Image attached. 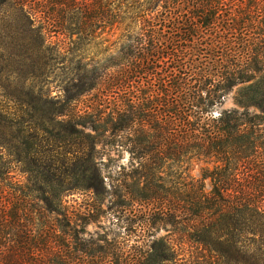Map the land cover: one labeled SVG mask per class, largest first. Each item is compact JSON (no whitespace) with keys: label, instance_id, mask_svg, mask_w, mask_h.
Instances as JSON below:
<instances>
[{"label":"trees","instance_id":"trees-1","mask_svg":"<svg viewBox=\"0 0 264 264\" xmlns=\"http://www.w3.org/2000/svg\"><path fill=\"white\" fill-rule=\"evenodd\" d=\"M129 1L140 2L0 0V23L20 27L44 48L60 37L62 60L72 62L80 47L123 24ZM158 1L128 9L139 11L135 21L147 24L148 35L120 51L126 64L85 70L65 81L57 100L40 94L26 105L0 101V154L6 150L10 164L28 176L25 187H10L9 169L0 172V264L132 262L100 240H83L87 219L66 201L70 193L104 190L98 148L112 143L130 150L132 173L122 168L118 179L133 180L124 197L146 202L139 226L172 228L181 243L264 264V14L245 21L228 13L236 0H160L163 19L151 24ZM159 62L162 70L148 74L149 90L140 91L139 70ZM237 88L241 110L215 117L212 110ZM101 89L122 93L104 108L79 109L82 98ZM194 161L214 164L203 175L212 181L210 193L186 180L183 168ZM165 243L153 242L133 263L172 262ZM211 262L202 257L194 264Z\"/></svg>","mask_w":264,"mask_h":264},{"label":"rangeland","instance_id":"rangeland-1","mask_svg":"<svg viewBox=\"0 0 264 264\" xmlns=\"http://www.w3.org/2000/svg\"><path fill=\"white\" fill-rule=\"evenodd\" d=\"M260 1L236 0V6L230 5L227 7V12L237 16L241 15L245 21H251L264 14V3H259ZM150 3V0H140L139 3L129 1V3L124 4L122 9L126 11V14L123 18V24L107 31L103 39L86 43L83 49L80 47V51L74 56L72 62L70 57H65L66 60H62L64 52L59 51L58 45H55L61 42L60 37L51 39L50 41L55 44L47 43L44 48L35 37L28 34L24 35L20 27L0 23V101L5 105H13L14 102L19 105H26L28 102H36L37 96L40 94L48 95L49 98L57 100L62 98L60 87H64L65 81L80 73L83 74L85 70L92 71L95 67L110 61L119 65L126 64L123 53L120 51H127L143 37V34L148 35V28H144L147 24L142 23L143 21L137 22L140 18L135 21L137 15L139 16V11L128 9L143 5L147 7L150 6ZM165 5L164 2L160 3V0L156 3V10L149 13L147 17L151 24H160ZM150 17H153V20L149 19ZM209 34L215 35L213 32ZM76 39L74 38V41ZM143 41L144 47H146L147 40L144 38ZM80 60H83V63H79ZM161 67L162 63L160 62L156 65H143L142 69L139 70V80H135L137 81L135 85L136 83L141 84L140 91L149 90V86L147 87L148 74L151 71L159 73L162 70ZM117 71L118 68L112 70V72ZM239 89H235L222 105H218L212 110L215 117L220 116L225 111L241 110L236 102ZM103 91L104 93H102ZM110 91L109 93V91L106 92L101 89L91 92L80 100L79 109L84 112L88 107H97L100 104H103L104 108L107 106L105 102L107 98L113 102L114 98L122 93L119 90ZM112 92H116V94ZM102 94L108 95V97ZM55 128L58 129L59 127ZM98 151L100 153L97 163L102 169L105 182L104 190L100 191L99 194L91 191L70 193L66 200L70 212L82 213L81 217L87 219L84 226L85 234L82 236L83 240H93L98 243L100 240V247H104L106 251H120L132 261L129 264H134L133 262L137 257L150 251L153 242L160 240L167 241L165 244L170 246L171 253L174 255L172 262L166 264H194L202 257L213 261L212 264H241L228 259L221 254L222 252H218L220 254L212 253L204 250L201 246H193L186 242L181 243V236L175 233L172 228L149 232L139 226L146 212V202L143 201V197H124V187L130 186L133 180L129 177L118 179V176L120 177L123 173L122 168H126L124 174L131 175L132 173L128 146L112 143V145L105 147L100 146ZM3 152L0 154V172L9 169V178L12 179H8L7 182L10 183V187L16 184L25 187L28 176L21 173L17 166L10 164L8 152L6 150ZM214 167L213 163L194 161L186 165L183 170H189L185 174L188 177L186 179L188 182L192 181L197 188L203 185L206 191L210 193L213 191L212 181L211 179L204 181L203 175L207 169L213 172ZM176 169L171 170L168 174L173 176L177 173ZM10 194L13 192H11V188H8L6 195L10 197ZM92 209V214H88ZM216 257L218 259H215Z\"/></svg>","mask_w":264,"mask_h":264}]
</instances>
